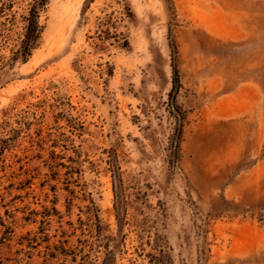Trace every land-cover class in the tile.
<instances>
[{
    "label": "rangeland",
    "instance_id": "obj_1",
    "mask_svg": "<svg viewBox=\"0 0 264 264\" xmlns=\"http://www.w3.org/2000/svg\"><path fill=\"white\" fill-rule=\"evenodd\" d=\"M28 3L0 10V264H264V0H48L12 62Z\"/></svg>",
    "mask_w": 264,
    "mask_h": 264
},
{
    "label": "trees",
    "instance_id": "obj_2",
    "mask_svg": "<svg viewBox=\"0 0 264 264\" xmlns=\"http://www.w3.org/2000/svg\"><path fill=\"white\" fill-rule=\"evenodd\" d=\"M8 2V5H4L5 3L2 4L0 0V10L2 5L4 7L9 6L12 4L13 0H8ZM47 3L48 0H29L28 11L23 18V33L15 45V49L11 51V56L9 58L10 61L14 62L19 60L25 62L31 56L32 51L37 47L42 32V27L39 25V14ZM124 14L129 17V10L126 9ZM123 47H128V41L125 38L123 41ZM101 264H111L109 256H106Z\"/></svg>",
    "mask_w": 264,
    "mask_h": 264
}]
</instances>
